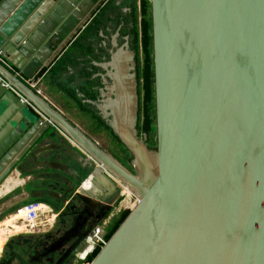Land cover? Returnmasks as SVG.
Instances as JSON below:
<instances>
[{"label":"water","instance_id":"obj_1","mask_svg":"<svg viewBox=\"0 0 264 264\" xmlns=\"http://www.w3.org/2000/svg\"><path fill=\"white\" fill-rule=\"evenodd\" d=\"M102 1L0 0V76L19 94L0 83V186L63 143L61 161L85 165L58 170L75 180L63 209L85 208L99 177L138 199L90 264H264V0H147L155 146L139 134L135 65L106 119L127 166L25 81Z\"/></svg>","mask_w":264,"mask_h":264},{"label":"crops","instance_id":"obj_2","mask_svg":"<svg viewBox=\"0 0 264 264\" xmlns=\"http://www.w3.org/2000/svg\"><path fill=\"white\" fill-rule=\"evenodd\" d=\"M139 4L140 0H103L72 38L53 55L41 72L32 80H25L29 85L34 84V90L43 99L99 145H101L100 137L105 135L118 141L106 119L111 118L115 106L114 93H125L134 72L132 69L134 65L137 71L136 51L130 30L134 25L133 9L137 8V13L140 14ZM50 145L51 148L41 155L38 161L27 165L29 170H34L32 174L26 172L25 175L24 172V175H20L17 171L12 172L13 174L6 180L17 181L11 190L18 188L21 195L22 186L35 180L38 170L42 172L45 169L64 170L70 174L74 168L85 170L81 169L85 165L80 156L75 162L61 161L59 150L63 143H50ZM73 184L75 180L70 177L65 185L72 187ZM92 193L95 198L91 199V203L112 207L115 204L112 197L118 194L119 199L120 189L114 187L107 178L99 177L94 182ZM66 203L68 202H65V205ZM113 214L111 212L110 217ZM57 217L58 212L52 214L50 226L35 232L32 236L55 234L59 228H62L61 224L57 228ZM109 218L106 219L108 225ZM69 223L66 214L62 218L63 227L65 224L70 225ZM5 234L6 232L4 235L0 233V236H6ZM82 245L83 243L78 249Z\"/></svg>","mask_w":264,"mask_h":264},{"label":"flooded vegetation","instance_id":"obj_3","mask_svg":"<svg viewBox=\"0 0 264 264\" xmlns=\"http://www.w3.org/2000/svg\"><path fill=\"white\" fill-rule=\"evenodd\" d=\"M137 64V63H136ZM138 73V70H137ZM138 79V75H137ZM138 93H139V80H138ZM138 119H139V112H138ZM114 140L117 147H121L119 142ZM124 154L126 153L125 150L122 148ZM108 152V151H107ZM111 154V153H110ZM113 155V154H111ZM114 156V155H113ZM120 162L124 165H128L126 160L123 158H118L115 156ZM39 166V165H38ZM54 172L52 174V180L48 183L42 180L44 174L42 170H38V173L35 174V181L27 182L22 186L21 191L25 192L26 187H30V191L28 193L25 192L24 195L30 199H37L41 202V204H53L54 206L59 207V209H63V205L67 202L69 197V191L71 187L64 185L61 181V175L58 173L59 171L53 169ZM30 184V185H28ZM118 194L112 197V200H115V204L112 207L105 205V204H98L95 203H87V206L83 208L79 203L74 201L71 204H68L66 208L63 209V214L57 217V228L61 224L62 218L67 214L70 220V225L67 227L59 228L55 234L50 233L46 234L42 237L40 241L34 239H28L26 243V248L32 249L34 256H31L29 261L32 264H68L69 258L71 254H74L76 248L84 242V239L87 233L90 231L94 224L98 223L101 219L109 218L114 206H116L119 202L117 198ZM118 199V200H117ZM117 200V201H116ZM63 204V205H62ZM111 208V209H110ZM110 209V210H109ZM109 210V211H108ZM113 214L109 221L114 217ZM106 220V219H104ZM103 220V221H104ZM102 222V220H101ZM60 223V224H59ZM64 228V229H63ZM26 238H22L23 241ZM36 241H38L36 243ZM82 241V243H81ZM81 243V244H80ZM25 244V242H24ZM2 249V248H1ZM6 250V249H5ZM25 250V249H24ZM1 251V250H0ZM23 250L20 252L19 257L16 256L11 250L7 248V251L4 252L5 256L0 261V264H12L11 258L14 256L20 260L21 258H25L26 255H22ZM11 260V262H9ZM45 261H48L47 263ZM53 261V263H51ZM50 262V263H49Z\"/></svg>","mask_w":264,"mask_h":264},{"label":"trees","instance_id":"obj_4","mask_svg":"<svg viewBox=\"0 0 264 264\" xmlns=\"http://www.w3.org/2000/svg\"><path fill=\"white\" fill-rule=\"evenodd\" d=\"M134 11H135L134 25L130 30V34L132 36L133 47L136 51L137 70L140 75L138 79L142 80L141 92L139 90L140 100H139L138 129L140 132L145 133L148 136V142H149L152 141V134L155 132L152 28H151V14H150L149 2L147 0H140V4H139L140 14L138 15L137 8L133 9V13ZM138 17H140L139 20ZM140 52L142 55L141 67L139 64ZM14 192H19V189L13 191L10 194H14ZM30 202H41V201L37 199H30L28 201L20 202L19 205H16L8 212L12 213V211H15L17 207H20ZM47 205H50L55 213L59 211V207L54 206L53 204H47ZM128 213L129 211H122L113 217L112 221L109 224L110 228L107 230V235H106L107 240L115 232V230L122 223V221L125 219ZM42 237L43 235L32 236L30 234L21 237L14 236L12 237V239L10 238V240L7 242L6 251L8 248L13 253H15L16 256L19 257L20 252L23 250L22 255H26V256L25 258L23 257L21 258V264H32L29 261V259L31 257L33 250L26 248V243L28 239L31 240L34 239L40 241ZM22 238H26L27 240L25 239L26 241H23ZM38 241H36V243ZM99 250H100L99 248L95 249V251L89 256L90 261H92V259L96 256ZM43 264L45 263L43 262ZM68 264H71V260L68 261Z\"/></svg>","mask_w":264,"mask_h":264},{"label":"built area","instance_id":"obj_5","mask_svg":"<svg viewBox=\"0 0 264 264\" xmlns=\"http://www.w3.org/2000/svg\"><path fill=\"white\" fill-rule=\"evenodd\" d=\"M2 61L8 68H11V66L7 64V62H5L4 60ZM0 83L7 89H10L17 94V92L11 86H9V84L5 82V80L1 76H0ZM30 84L31 85L29 86L34 89L35 87L34 84L33 85L32 83ZM21 100L26 101L22 97H21ZM27 105L29 106L31 110L38 113L36 108L33 105H31L28 102H27ZM121 196L123 197L124 199L123 202L125 203L126 206L124 205V208L120 210V212L130 211L131 209H133L128 205V203L132 204V206L134 207L138 203V199L135 198L132 194L128 195V192H126L125 188H123V192ZM126 199L128 200V202H126ZM40 206H41V203L30 202V203H27L25 205L18 207L15 210L16 214L18 215L21 214V219H19V222L25 223L26 230L28 233H35V232H38L44 229L45 227L50 226V218L52 215L50 217H47L46 215L48 214V212L51 214L50 212L51 208H49L46 205V207H48V212H47V211H42ZM106 225H107L106 220H104L94 225L90 229V231L87 233L84 239L83 245L75 253L78 264H90L91 261L89 260V256L95 251V249L97 248L101 249L107 243L108 240L106 238V235H107Z\"/></svg>","mask_w":264,"mask_h":264},{"label":"rangeland","instance_id":"obj_6","mask_svg":"<svg viewBox=\"0 0 264 264\" xmlns=\"http://www.w3.org/2000/svg\"><path fill=\"white\" fill-rule=\"evenodd\" d=\"M139 64H140V67H141V65H142V55H141V52L139 54ZM137 75H138V77H140L139 73H137ZM141 84H142V80L140 79L139 80V90H140V92H141ZM139 134H140V136H142L143 133L139 131ZM100 138H101V142H100L101 145L100 146L102 148L106 149L109 153L113 154L114 156H117L120 159L121 158L122 159L124 158L126 160V162L128 161V159H130L128 153H125L124 154V152L122 150V147H117V145L115 144L114 140H112V138H110V137H108L106 135L103 136V137H100ZM155 139H156V134L154 132L152 134V141H149L148 142V144L151 147H154L155 146ZM36 168H37V166H36ZM35 170H37V169H35ZM11 174H13V173H11ZM22 175H24V173ZM25 175H26V172H25ZM60 177H61V179L63 178V176H60ZM34 179L36 180L37 178L34 177ZM35 180H31V181H35ZM17 189L18 188L13 189V190H11V191L3 194V195H0V225L2 223H4L5 221L6 222L8 221L4 226L3 225L0 226V233H1V235H4L3 233L6 232V234H5L6 236H0V250H1L0 251V261L5 256L4 252L6 251L5 250L6 249V244L10 240V237H14V236H20L21 237V236H25V235H29V234H31V235L34 234V233H28L27 230L24 231L25 230L24 227H19V221L13 218V215L15 214V211H12V213H9L8 212L9 210H11L16 205H19L20 202L28 201V199H29V198H27L26 195H24L25 192H21L20 191L21 192L20 193L21 195H19V192H14V194H10V193H12L13 191H15ZM122 192H123V188L120 190L119 202H118V204L116 206H114V209L112 210V212L114 213V215H117L120 212V210H122L124 208L125 203L123 202L124 199L121 196ZM126 202H128L127 199H126ZM46 205L47 204H41L40 208L42 209V211H47L48 212V207H46ZM128 205L132 208V204H129L128 203ZM50 212H51V214L48 212V214L46 215L47 217H50L52 214L55 213L53 210L52 211L50 210ZM106 219H108V218H106ZM112 219L109 221V224L112 221ZM61 224H62V221H61ZM8 225H9V227H7ZM106 228L109 229L110 226L107 224ZM1 230H3V231H1ZM81 243H82V241H81ZM78 247L74 251V254H71V256L69 258V260H71V264H78V261L76 260V256H75V253H76Z\"/></svg>","mask_w":264,"mask_h":264},{"label":"bare ground","instance_id":"obj_7","mask_svg":"<svg viewBox=\"0 0 264 264\" xmlns=\"http://www.w3.org/2000/svg\"><path fill=\"white\" fill-rule=\"evenodd\" d=\"M16 182L17 181L12 180V179H9L8 181L4 182L3 185L0 186V195H3L4 193L10 191L12 189V187L16 184ZM125 190H126V192H128V194H131L127 189H125ZM132 208H134V206H132ZM13 218L19 221V219H21V214L18 215V214L15 213L13 215ZM50 219H52V216H51ZM6 223L7 222H4V224H2V225L4 226ZM7 227H9V225ZM19 227H24V229H25L24 231H26V226H25L24 222H21V223L19 222ZM1 231H3V230H1Z\"/></svg>","mask_w":264,"mask_h":264},{"label":"clouds","instance_id":"obj_8","mask_svg":"<svg viewBox=\"0 0 264 264\" xmlns=\"http://www.w3.org/2000/svg\"><path fill=\"white\" fill-rule=\"evenodd\" d=\"M49 207V206H48Z\"/></svg>","mask_w":264,"mask_h":264}]
</instances>
